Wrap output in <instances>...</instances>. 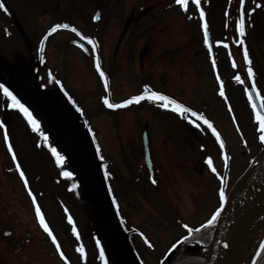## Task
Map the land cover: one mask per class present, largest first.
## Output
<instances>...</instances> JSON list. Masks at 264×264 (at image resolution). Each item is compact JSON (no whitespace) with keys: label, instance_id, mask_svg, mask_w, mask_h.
<instances>
[{"label":"rangeland","instance_id":"rangeland-1","mask_svg":"<svg viewBox=\"0 0 264 264\" xmlns=\"http://www.w3.org/2000/svg\"><path fill=\"white\" fill-rule=\"evenodd\" d=\"M2 2L5 7L0 8V71L15 77V80L17 77L22 78L38 92L42 91L39 98L42 104L46 103V99L65 103L66 96L58 84L65 88L67 94L74 95L75 102L97 136L102 154L111 163L109 167L114 173L112 185L120 204V214L135 217L137 221L131 223L143 227L144 231L151 230L146 226L155 220L157 211L160 213L169 209L162 206L164 201L171 202L170 206L174 207L173 215L193 219L192 224L206 218L219 203V195L215 192L216 184L209 185L205 173L198 175L187 165L188 157L185 156L182 134L176 133L181 141L171 136L177 113L162 109L158 103L147 99L110 109L104 104L102 97L109 95L112 102H118L139 92L141 86L149 85L181 98L184 88H192L191 92L194 93L193 88L198 87L195 84L186 87L183 73L231 71V62L243 57V50L235 43L236 39L241 38L235 29V21L239 18L241 8L239 0L201 2L215 48V69L210 64L207 46L203 42L199 11L193 3L185 11L175 0ZM98 7L101 9L100 19L95 21L92 17ZM244 8L252 10L246 17L245 34L247 27L248 34L253 38L250 41H254L252 44L255 47L257 70L264 73V0H245ZM61 10L75 18L74 21L65 18L69 24L73 23L71 25L81 33L92 36L96 41L101 64L109 73L110 93L105 90L94 67V58L70 42L71 38L77 36L68 29H62L50 38L49 44L45 46L44 60L38 63L43 80L46 69H51L59 83L55 87L48 86L41 90V80L33 77V67L37 61V39L48 25L60 21L62 13L58 17L57 13ZM226 10L229 13L227 16ZM217 40L226 41L228 47L216 44ZM191 82L198 80L192 79ZM31 92L38 99L37 94L33 90ZM28 93L23 91L14 94L20 100H25L24 96ZM36 113L43 125L40 127L41 131L48 133V143H44L43 138L44 146L40 144L39 149L36 138L27 130V124L20 118L21 115L12 113L10 143L13 141L12 145H16V161L25 172L37 203L61 244V249L64 253L72 254L71 249H76L79 245L84 249L89 248L91 228H99L96 209L102 213L106 210L103 205L94 202L87 185V163L82 159L84 155L81 156L82 139L78 134L80 127L72 128L71 124H65L63 115L60 117L55 114L53 117L38 108ZM145 126L151 153L157 156L155 158L160 157L162 165L168 163L163 157L167 158L168 153L174 154L175 158L169 162L171 168L161 166L160 172L168 175L165 178H170V185L179 184V191H176L178 188H171L168 192L170 194H167L162 193V190L158 192L153 187H146V184L151 185L146 177L147 172L143 166L139 167L142 162L141 132ZM250 144L253 145L254 142L250 141ZM49 145L55 146L64 156L63 168L73 173L71 176L61 175V166L49 154V151L52 153ZM244 147L247 151V143ZM3 154L5 153L0 150V264H65L56 255L55 245L39 224L35 205L23 179L20 175L13 178L10 157ZM136 168L140 169L139 177L135 174ZM238 173L239 170L236 174ZM122 179L132 180V186L123 187L120 184ZM205 180L207 185L200 187V183L204 184ZM193 184L197 186L194 187ZM192 189L195 191L190 192ZM69 216L72 217L71 222L68 220ZM145 221V224L140 223ZM73 225L79 233L78 240L75 238L77 235L72 232ZM5 229L10 230L8 234L4 233ZM173 230L178 231L177 226L174 225ZM263 230L257 237L253 252L261 240ZM86 257V252L84 258L79 253L75 264H87Z\"/></svg>","mask_w":264,"mask_h":264},{"label":"flooded vegetation","instance_id":"flooded-vegetation-1","mask_svg":"<svg viewBox=\"0 0 264 264\" xmlns=\"http://www.w3.org/2000/svg\"><path fill=\"white\" fill-rule=\"evenodd\" d=\"M59 14H61L60 22L65 18H69L71 21L75 20L73 16L66 14V12L64 14V10L59 11L57 17ZM53 24H56V22L48 25L43 36H45L48 28ZM60 31H62V29H58L55 33L48 35L45 38V45L47 46L50 38L58 34ZM83 35L92 37L90 35ZM73 40L74 38H71L70 42L73 43ZM84 41L87 43L88 47L91 46L88 41ZM253 42L254 41H252V43ZM252 43H247L248 45L246 47L248 48L252 67L255 72L254 79L257 89L260 90L261 94H264V73L257 70V64L254 57L255 47ZM234 61L239 63L235 62L236 67H233V63L231 62V71L228 72L183 73L182 76H184L183 80L185 81L186 87L191 86V84H195L194 86L198 87L193 88L194 93L191 92L192 88H188L187 90L184 88L183 97L181 98L175 97L163 91V89L151 87L152 90L161 91L178 102L183 103L186 107H191L193 110L203 113L204 116L213 122V126L221 134V139L224 142L223 149H221L220 144L216 140L211 129L208 128L203 121L198 120L200 127H196L179 114H177L176 122L173 125L171 133V136L179 141H181V139L177 138L176 133L179 132L182 134L181 138L184 143V149L186 150L185 156L187 155L188 157L187 165L198 175L205 173L207 179H209V185L212 186L216 184L215 192L217 193L221 187L220 176L224 177L223 187L225 188V192H227L235 185L237 178L246 169L254 155L264 146V142L259 139L258 122L253 118L251 105L245 93V89H250V84L252 83V80L247 77V65L243 57H238ZM49 71L51 76L54 77V72L51 69H49ZM49 73H47L46 69L47 78L50 77ZM237 73L241 75V79L245 80L246 83L241 84L234 79V76H236ZM217 75H219L220 79L224 82L225 96L220 95V83L217 80ZM204 76L208 77L204 78ZM192 79L198 80V82H191ZM17 82H21V80L17 79ZM0 83L10 85V76L7 73L5 74L0 71ZM13 86L16 92L24 89V87L17 86L16 84H13ZM143 90L144 85L141 86V90L138 93H134L131 96L137 95ZM6 100L7 98L3 95L2 90H0V116L3 118V123H0V150L5 153L3 155H8L10 157V152L8 151V146L4 139V133L7 132L9 138L8 142L10 143V108L7 107ZM45 101V106L52 112H59L61 115L65 114V116L68 117L67 114L71 111L68 106L61 103L55 105L54 103H50L51 101L48 99ZM76 116L77 115H73L68 120L74 122ZM250 141L254 142V144L251 145ZM246 143L248 148L247 151L244 147L246 146ZM221 150L223 151L220 152ZM173 156L174 154L168 153L167 158L163 157L168 163L162 165L160 157L155 158L157 156L151 153L156 181V183H153V178L145 162L144 154L142 153V162L139 167L141 168L143 166L147 172L146 177H148V180L150 181L149 183L151 184H146L147 188L153 187L156 191L161 192L162 190V193L164 192L167 194H170L168 192L171 188H178L176 191L180 190L179 184L177 186L170 185V178H165V176L168 175L160 172L161 166H165L167 169L171 168L169 162L175 158ZM209 156L212 157L213 165L216 167L219 175L213 173L209 168L206 161V157ZM225 156H227V159H225ZM199 167H201L200 170H198ZM238 170L239 173L236 174ZM135 174H138L137 176L139 177L140 169L136 168ZM141 179H143V176H141ZM205 181L204 184L200 183V187L207 185V180ZM131 183L132 180L122 179L120 184L126 188L127 186H132ZM193 186L195 187L197 184H193ZM191 191L195 190L192 189L190 192ZM170 203L164 201L162 206L169 207V209L166 208L160 213L158 211L155 213V220L151 221L149 225L146 226L148 229H151L148 231H144L143 227L141 228L139 225H133L131 221H137V219L130 215L129 217L126 215H120L118 217L119 220L117 217L111 215H105L102 217L101 220L104 226V231L91 232L90 246L86 249V263L104 264V261L100 259V249L102 248L104 250L107 264H204L215 223L210 227L202 229H200L199 226L203 224L206 219L210 218L211 213L215 211L217 206L202 221L200 220L196 224H192L193 219H183L173 215L174 207L170 206ZM193 218L195 217L193 216ZM170 219L172 222H169ZM140 223L145 224L146 221ZM184 224H188L189 228L193 230L192 236L187 240L182 241L170 252L169 249L171 248V245L179 240L182 235H187L188 230L183 227ZM174 225L175 227L177 226L178 231L173 230ZM196 229L199 230L197 231ZM141 232L145 235L141 236ZM145 237H147V240L150 241V243L145 241ZM97 241L100 242L99 246H97ZM61 250L64 251L63 249ZM71 252L72 254L68 252L65 253L69 258L67 262L64 259H61L64 260L66 264H75L77 256H79L77 248L71 249ZM57 256H59V253H57Z\"/></svg>","mask_w":264,"mask_h":264},{"label":"snow or ice","instance_id":"snow-or-ice-1","mask_svg":"<svg viewBox=\"0 0 264 264\" xmlns=\"http://www.w3.org/2000/svg\"><path fill=\"white\" fill-rule=\"evenodd\" d=\"M201 2H202V0H175V3L177 5H179L181 8H183L185 11L189 10V4L190 3L195 4L196 9H198V11H199V16H200V20H201V28L203 29V42L206 46L209 47V55L211 56L212 52H211V44H210V37H209V31H208L209 26H208L207 20L205 19L206 14H205L204 8L201 7ZM244 3H245V0H239V4L241 5V9L239 12V18L235 21V29L239 33V36L241 37V38L236 39L235 43L239 44V45H244V38L243 37L245 34V26H246L245 21H246V17L248 15V12L252 11L251 9H245ZM4 7H5L4 3L2 2V0H0V8H4ZM228 14L229 13L226 10L225 16H227ZM92 19H94V20L100 19L99 14L94 15L92 17ZM226 26H227V24H226ZM58 29H71L78 36L82 37L84 40L88 41V43L92 45L91 50L93 52L96 51V41L94 40V38L89 37V36H84L83 33L79 32V30L76 27H74L73 25H71L69 23L53 24L51 27L48 28L47 32L45 33V38L48 35L55 33ZM215 43L223 45L225 48L228 47L227 42L223 41V40H217V41H215ZM43 46H44V39L42 38L40 41V50L41 51L43 50ZM81 47H83V45H81ZM229 55L231 56V53H229ZM243 59L247 65V77H248V79L252 80V83L250 84V89L252 91H250L248 88H246L245 93H246V95L248 97V101L251 105L253 118L255 121L258 122V125H259V139L262 142H264V94H261L260 90L257 89V85H256L255 79H254L255 72H254V69L252 67V61H251V58H250V55L248 52V48L246 46L243 48ZM94 63H95V68H96L97 72L99 73V77L103 81L104 88L107 91L109 89L108 77H107V74L105 73V71L101 65L99 56L95 57ZM232 63H233V67H236V63L234 60ZM212 66L214 69L216 68V61L215 60L212 61ZM49 76H51V73H49ZM234 79L239 81L241 84L246 83L245 80L241 79V75L239 73H237V75L234 76ZM217 80L220 83V88H219L220 95L225 96L224 82L220 79L219 75H217ZM0 90H2L3 95L7 98V100H6L7 107L12 108V109H18L24 115V117H26L27 122L32 127V129L34 131L39 132L40 136H42L44 138V143H48V133L45 131H41L40 121L33 115L32 111L29 109V107L26 106L24 103H22L21 100L17 97V95H15L13 93V91L10 90L9 87L5 86V84L0 83ZM253 92H255V96L253 95ZM102 99H103L104 104L110 109L125 107L127 105L132 104L133 102H139V101L144 100V99L156 102L159 104L160 108L166 109V110L171 109L173 112L184 117L185 119H187L189 121V123H191L192 125H194L196 127H200L198 120L203 121V123L205 125H207L208 128H210L212 133L215 135L216 140L219 142L221 149L224 148V142L221 139V134L213 126V122L210 119H208L206 116H204L203 113L197 112V111L193 110L191 107H186L183 103L178 102L177 100L173 99L169 95L164 94L161 91L152 90L149 85H144V90L142 92H140L139 94L133 95L127 99L120 100L119 102H112L108 95L103 96ZM257 101H259L260 103L258 104ZM234 119H235V117H234ZM0 123H2V122H0ZM90 131H91V129H90ZM4 139H5V142L7 143L8 151L10 153H12V159L14 161H16L17 156H16V153L13 151L12 144L8 142L9 138H8L7 132L4 133ZM49 147L51 148L52 155L56 158V163L57 164H63L64 156L57 150V148L55 146L49 145ZM202 147H203V145H202ZM97 152L98 153L100 152L99 145H97ZM101 159L103 160L102 156H101ZM225 159H227V156H225ZM206 161H207V164H208L209 168L211 169V171L213 173H216L217 175H219V173H217L216 167L213 165L212 157H210V156L206 157ZM15 167L19 171V175L23 179L25 187L28 188L29 195L32 198V203L35 205V214H36V217L39 221V224L41 225L43 230L48 234V236L51 238V240H52L53 244L55 245L56 250L59 253V255L67 262L69 258L61 250V244L59 243L57 237L53 234V229L49 226L48 222H46L45 214L41 211V206L37 203L36 196L33 194L31 188L29 187V180L27 179L25 172L22 170L20 163L17 162L15 164ZM72 174L73 173H71L67 170H65L64 172L61 173V175H65V176H71ZM105 175L110 176L111 173L106 171ZM152 182L156 183L155 179H153ZM220 184H221V187L218 190L220 205H219V207H217L215 209V211H213L211 213L210 218L206 219L204 221V223L199 226L200 229L214 225L218 216L220 215L221 209L224 206V202L227 199L225 188L223 187V185H224V177L223 176H220ZM73 187H75V185H73ZM110 191H111V189H110ZM113 203L116 204L115 197H113ZM68 220L71 222L72 217L69 216ZM183 227L188 230L187 235H182L179 240H177L175 243H173L171 245V248L169 249L170 252L172 251V249H175L177 247V245L180 244L182 241H185L190 236H192L193 230L189 228V225L184 224ZM196 230L198 231L199 229H196ZM72 232L74 234H76L77 237H79V233L77 232L75 225H73V227H72ZM140 235L144 236L145 234L143 232H141ZM145 241L147 243H150V241L147 240V237H145ZM99 243L100 242L97 241V246H99ZM77 251L81 254V258H84L85 249L82 245H79L77 247ZM261 256H264V239L260 240L259 246L256 250V257H261ZM100 259L102 261H104V264H107V261L105 260V256H104V250L102 248L100 249ZM253 260H254V264H256V258L255 257L253 258Z\"/></svg>","mask_w":264,"mask_h":264},{"label":"water","instance_id":"water-1","mask_svg":"<svg viewBox=\"0 0 264 264\" xmlns=\"http://www.w3.org/2000/svg\"><path fill=\"white\" fill-rule=\"evenodd\" d=\"M99 12L100 9H97L95 15L99 14ZM75 42L86 48L81 41L75 40ZM210 44L213 54L211 38ZM253 95L255 96V92H253ZM142 144L149 169L152 176L155 177L146 127L142 129ZM89 158H93L92 152L89 153ZM200 169L201 167L198 168V170ZM225 208L226 206L219 217L205 264H226L230 250L245 243L264 224V170L249 192H247L245 197L239 202V206L232 215L224 221L223 213Z\"/></svg>","mask_w":264,"mask_h":264},{"label":"bare ground","instance_id":"bare-ground-1","mask_svg":"<svg viewBox=\"0 0 264 264\" xmlns=\"http://www.w3.org/2000/svg\"><path fill=\"white\" fill-rule=\"evenodd\" d=\"M264 170V153L257 159L252 165L248 174L239 185L235 187L229 194L228 202L223 213V220L225 221L232 215L235 209L239 206V202L245 197V194L249 192L255 181L259 178ZM258 237L256 232L250 239L240 246H237L230 250L226 264H247L251 253L255 247Z\"/></svg>","mask_w":264,"mask_h":264},{"label":"trees","instance_id":"trees-1","mask_svg":"<svg viewBox=\"0 0 264 264\" xmlns=\"http://www.w3.org/2000/svg\"><path fill=\"white\" fill-rule=\"evenodd\" d=\"M36 68H37V66L35 67V70H36ZM47 83H50L51 82V78H48L47 79V81H46ZM12 87L10 86V89H11ZM32 94V92L31 91H29V96L27 97V98H25V100H21V102L22 103H24L26 106H28L29 107V109L32 111V113H33V115L40 121V118L38 117V114L36 113L37 112V106H35V104H34V102H33V100H32V98H31V95ZM80 110V109H79ZM22 116H23V118H24V120H25V123L27 124V130L29 131V133L32 135V137H34V138H36V141L38 142V140H39V142H42V137L40 136V133L39 132H37V131H34L33 129H32V127L28 124V122H27V119H26V117H24V115L22 114ZM41 127V126H40ZM90 127H87L86 128V131H87V135H89L90 136V133L92 134V130L90 131ZM10 138H11V135H10ZM94 142V144H95V146H93L92 145V148H93V150H94V152L96 153V155H98L97 156V158H98V161H96L95 162V167H96V173H98L100 176L102 175V176H104V179L106 180V182L105 183H107V184H109L110 183V177H108V176H106L105 175V172L107 171V166H106V163L105 162H103L104 160H102L101 159V156H102V153H101V149H100V152L98 153L97 152V145H98V143H97V141L96 140H93ZM15 142V141H14ZM12 144H13V141H12ZM13 146V151L14 150H17L16 149V145H12ZM15 152V151H14ZM103 157V156H102ZM16 161H14L13 159H12V153H10V166L12 167V170H13V178H14V176L16 175V176H18V170L16 169V167H15V163ZM98 162V163H97ZM59 170L61 171V172H64L65 170H64V168L63 167H61V168H59ZM95 173V174H96ZM15 180V179H14ZM13 180V181H14ZM255 258H256V264H264V256H261V257H256V255L254 256ZM252 264H254V260L252 261Z\"/></svg>","mask_w":264,"mask_h":264}]
</instances>
